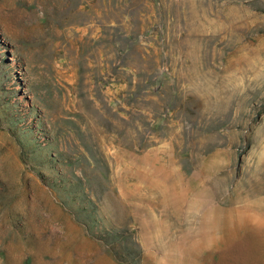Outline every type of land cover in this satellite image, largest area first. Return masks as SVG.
<instances>
[{
  "label": "rangeland",
  "instance_id": "rangeland-1",
  "mask_svg": "<svg viewBox=\"0 0 264 264\" xmlns=\"http://www.w3.org/2000/svg\"><path fill=\"white\" fill-rule=\"evenodd\" d=\"M0 264H264V0H0Z\"/></svg>",
  "mask_w": 264,
  "mask_h": 264
}]
</instances>
